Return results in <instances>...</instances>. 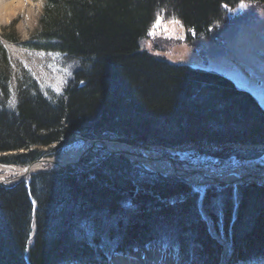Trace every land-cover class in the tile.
Wrapping results in <instances>:
<instances>
[{
  "label": "trees",
  "instance_id": "obj_1",
  "mask_svg": "<svg viewBox=\"0 0 264 264\" xmlns=\"http://www.w3.org/2000/svg\"><path fill=\"white\" fill-rule=\"evenodd\" d=\"M244 2L264 5L43 0L30 46L77 64L59 93L42 92L21 70L11 99L0 42V70L6 73L0 72V164L26 166L53 156L75 135L178 149L162 152L187 167L221 168L264 157V109L250 93L218 73L140 49L158 17L205 36ZM4 39L16 40L11 33ZM199 208L228 238L233 264L264 257V185L202 191L93 147L77 164L33 174L27 184H0V264H100L113 252L155 241L190 264H219L221 244L209 235Z\"/></svg>",
  "mask_w": 264,
  "mask_h": 264
},
{
  "label": "rangeland",
  "instance_id": "obj_2",
  "mask_svg": "<svg viewBox=\"0 0 264 264\" xmlns=\"http://www.w3.org/2000/svg\"><path fill=\"white\" fill-rule=\"evenodd\" d=\"M42 8L43 0H26L23 10L17 12V14L11 17L8 22H4L0 25V42L6 51L9 64V68L7 71V74L9 76L7 92L8 94H11V99H14V94L17 91L18 81L21 79V70H26L28 73H30V76L34 81L37 82L42 92L59 93L63 90L68 77L77 64L74 60L69 59L68 57L57 51H53L47 48L42 49L30 46V44L34 41L32 37L38 29V21L42 13ZM158 18L149 30L147 37L143 38L140 41L141 50L155 52L160 55H169L178 63L184 64L186 66L199 70L218 73L231 80L238 89L250 93L257 100L259 105L264 109V5L253 3L251 4L248 2L239 3L237 6L228 9L229 23L226 22L221 26L217 25L212 29L210 34L205 36H195L191 31L185 29L177 19L166 20L163 17ZM10 33L13 37L16 38V40L7 41L12 42L18 47L22 48L25 51L26 55H23L24 53H22L21 55L17 52L11 53L6 48L3 39L4 37H8ZM0 69L2 70V68ZM1 70L0 72H2ZM4 71L6 70L4 69ZM2 75L6 76V73L4 72ZM98 139L102 138H87L80 135H75L73 137V141L67 144L62 152L53 156L43 157V159L47 161L40 162L39 159L35 162H32L33 164L29 167V169L34 164L40 163L41 166L38 170L27 174L26 177L22 178V180L6 181L5 183L0 184L6 186L14 184L16 182H25L27 184L33 174L39 172L55 171L69 165L77 164L84 156L79 159V161H77L79 158L77 157L75 160H71L66 163H55L52 160L53 158H57L70 150L77 151L79 155V153L88 146L90 141ZM117 144L118 143L116 142H111L107 145V148H109V145L115 147ZM125 145H128L125 147L128 151L132 152L131 155L135 158H137V155L146 157L152 154L164 155L174 161L171 157L163 154V152H168L170 154L179 153L178 149L163 148L158 146L140 147L131 146L126 143ZM93 147H100L109 152L101 146L95 145ZM234 147L238 149L259 148L258 145H234ZM109 153L113 154L112 152ZM128 159L132 162L140 164L147 170L164 175L157 170L150 169L141 161L131 160L130 158ZM174 162L177 166L184 169L202 168L212 174H217V172L223 174L230 170L232 171L233 169L243 171L244 173L257 171L256 174H264L260 173L261 171L264 172V157L245 162L233 160V162L228 163L221 168H216L211 164H201L197 167H187L186 165H180L176 161ZM8 167L22 168L25 166H18L13 164L8 165ZM0 176L1 178H4L2 179L4 181L17 176V174L0 171ZM166 176L177 177L181 179H184L186 177L185 175V177H178L174 175ZM184 180L189 181L191 184L198 187V189L202 191L205 187L208 186H216L218 188L222 185H241V183H225L227 180H224L225 182L223 183H218V181L214 180H208L209 182L204 181L200 184L193 182L188 177H186V179ZM262 181V184L257 185H264V180ZM246 183L251 182H245L243 184ZM33 204H35L36 207V203L34 201ZM199 212L206 220L209 235L221 244L222 252L220 255L219 264H233L234 261L232 262L231 260L228 238L223 233L220 227L216 228L212 224L204 210L199 208ZM34 226L35 225L33 224V227ZM32 233L33 230L30 234V241L28 242L29 247L31 246L34 238L33 236V238L31 239ZM150 248H152L153 252H156L157 255H160L162 260H165L167 262L170 261L175 264H190L170 253L166 249L165 244L160 241L150 242L144 247H139L123 254L125 256L134 255L136 253L147 255ZM114 254L115 252L108 255L105 264L111 263V256ZM134 260L137 261L136 259H133V261ZM236 264H264V257L254 261H241Z\"/></svg>",
  "mask_w": 264,
  "mask_h": 264
},
{
  "label": "bare ground",
  "instance_id": "obj_3",
  "mask_svg": "<svg viewBox=\"0 0 264 264\" xmlns=\"http://www.w3.org/2000/svg\"><path fill=\"white\" fill-rule=\"evenodd\" d=\"M26 2V0H0V25L3 24L4 22H8L10 20L11 17H13L15 14H17V12L21 11L24 9V3ZM0 36H1V27H0ZM4 45L6 46V48L11 52V53H15L17 52L18 54L24 53L23 55H26L25 51L18 47L16 44L12 43V42H8L7 40H4ZM124 146H126L125 144H123ZM128 146V145H127ZM110 149H117V147L114 146H110ZM122 152H127V148H122L119 149ZM124 152V153H125ZM129 152V151H128ZM78 157V153L77 151H68L67 153L57 157V158H53V162L55 163H66L69 162L71 160H75ZM131 160H139L142 163L146 164L147 167H149L150 169L153 170H157L159 172H161L162 174H164V176L166 175H174V176H178V177H184V174L182 173L181 170H174V165L167 159L165 158H159L158 155H148L145 158H140L137 155V158L132 157V155L129 156ZM41 164L40 163H36L34 164L30 169L28 170H24L22 168H14V167H0V171H4L6 173H11V174H17V176H24L25 174H29L31 172H34L36 170H38L40 168ZM211 172V171H210ZM214 172V171H213ZM203 173V175H202ZM201 175L200 174H191L188 177L190 180H192L195 183H203L204 181H208V180H214V181H218V183L220 182H225L224 180L230 181L231 179L233 180H238L239 182H242L241 184H243L244 181L242 180H256L258 182L261 183L262 180H264V174H256L257 171L253 172V174L251 173H244L243 171H238L237 169H233L232 171H228L226 173H218L217 174H212L209 173L206 170H202ZM260 173H264L263 171H261ZM4 178H1L0 176V180H2ZM226 181V182H227ZM209 182V181H208ZM263 182V181H262ZM253 183V182H252ZM213 227V226H210ZM213 229V228H212ZM159 252V251H158ZM148 255V256H147ZM147 255H141V254H134V255H129V256H125L124 254H120V253H115L114 255L111 256V263L110 264H175L173 262L170 261H165L161 259L160 255H157L156 252H153V249L150 248L149 252ZM133 259H136L137 261H133Z\"/></svg>",
  "mask_w": 264,
  "mask_h": 264
},
{
  "label": "water",
  "instance_id": "obj_4",
  "mask_svg": "<svg viewBox=\"0 0 264 264\" xmlns=\"http://www.w3.org/2000/svg\"><path fill=\"white\" fill-rule=\"evenodd\" d=\"M111 142H116V143H118L115 147H117V149L115 148V149H109V148H107V145L108 144H110ZM123 144H125V143H120V142H117V141H108V140H105V139H98V140H94V141H90V143L88 144V146L87 147H85L80 153H79V155H78V160L77 161H79V159H81L83 156H85L90 150H91V148L93 147V146H95V145H97V146H101V147H103V148H105L106 150H108L109 152H112L113 154H119V155H123V156H125V157H128V158H130L129 156L131 155V153L132 152H122L121 150H119V149H122V148H125V146L123 145ZM127 146V145H126ZM138 157H140V158H145V156H142V155H138ZM158 157L159 158H165V159H167V160H169L173 165H174V170L175 171H179V170H181L182 171V173L184 174V175H186V176H189V175H191V174H200L201 175V173H202V168H186V169H184V168H181V167H179V166H177L176 165V163L174 162V161H172L170 158H168V157H166V156H164V155H158ZM41 161H47V160H45V159H43V158H41L40 159V162ZM139 161V160H138ZM33 163H31V164H29V165H27V166H25V167H22V169H24V170H28L29 169V167L32 165ZM2 166H4V167H8V165H3V164H0V167H2ZM28 174V173H27ZM27 174H25L24 176H15V177H13V178H11V179H8V180H0V183H5L6 181H15V180H22V178H24V177H26L27 176ZM251 174H253V172H251ZM202 175H203V173H202ZM204 176V175H203ZM185 177V176H184ZM184 179H186V177L184 178ZM242 181H244L243 183H245V182H253V183H256V184H262V183H260V182H258V181H254V180H242ZM223 183V182H222ZM225 183H242V182H239L238 180H230V181H228V182H225ZM35 205V204H34ZM34 233H35V226L33 227V233H32V235H31V239L33 238V236H34Z\"/></svg>",
  "mask_w": 264,
  "mask_h": 264
},
{
  "label": "snow or ice",
  "instance_id": "obj_5",
  "mask_svg": "<svg viewBox=\"0 0 264 264\" xmlns=\"http://www.w3.org/2000/svg\"><path fill=\"white\" fill-rule=\"evenodd\" d=\"M159 19V18H158ZM173 22H175V21H173Z\"/></svg>",
  "mask_w": 264,
  "mask_h": 264
}]
</instances>
